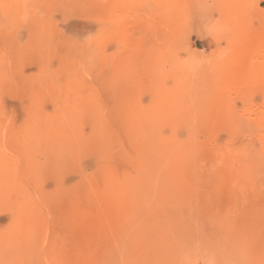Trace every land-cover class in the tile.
Here are the masks:
<instances>
[{
  "label": "rangeland",
  "instance_id": "obj_1",
  "mask_svg": "<svg viewBox=\"0 0 264 264\" xmlns=\"http://www.w3.org/2000/svg\"><path fill=\"white\" fill-rule=\"evenodd\" d=\"M0 264H264V0H0Z\"/></svg>",
  "mask_w": 264,
  "mask_h": 264
},
{
  "label": "bare ground",
  "instance_id": "obj_2",
  "mask_svg": "<svg viewBox=\"0 0 264 264\" xmlns=\"http://www.w3.org/2000/svg\"><path fill=\"white\" fill-rule=\"evenodd\" d=\"M149 1V0H148ZM151 1V0H150ZM160 1H162V0H160ZM164 1H166V0H164ZM146 2H147V0H146ZM153 2V1H152ZM146 4V3H145ZM151 4V3H150ZM148 5V4H147ZM262 69V68H261ZM260 78V77H259ZM245 89V88H244ZM247 89V88H246ZM229 97V96H228ZM249 104V103H248ZM247 104V105H248ZM263 114V113H262ZM260 125V124H259ZM259 137V136H258ZM257 159V158H256ZM260 173V172H259Z\"/></svg>",
  "mask_w": 264,
  "mask_h": 264
}]
</instances>
